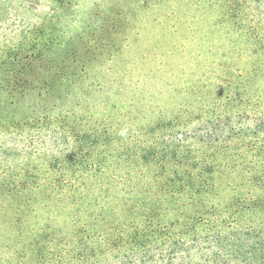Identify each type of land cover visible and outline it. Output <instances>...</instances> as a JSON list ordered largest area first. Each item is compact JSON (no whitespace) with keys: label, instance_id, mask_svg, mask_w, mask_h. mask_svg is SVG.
Here are the masks:
<instances>
[{"label":"trees","instance_id":"1","mask_svg":"<svg viewBox=\"0 0 264 264\" xmlns=\"http://www.w3.org/2000/svg\"><path fill=\"white\" fill-rule=\"evenodd\" d=\"M207 4L262 83L253 139L234 123L240 70L223 69L218 97L186 123H157L160 143L144 148L77 114L75 49L0 27V264H264V0ZM40 136L35 163L18 165ZM38 209L45 224L32 223Z\"/></svg>","mask_w":264,"mask_h":264},{"label":"rangeland","instance_id":"2","mask_svg":"<svg viewBox=\"0 0 264 264\" xmlns=\"http://www.w3.org/2000/svg\"><path fill=\"white\" fill-rule=\"evenodd\" d=\"M207 3L0 0V27L39 29L41 35L61 42V48L75 49V58L84 65L76 71L82 80L76 95L81 105L77 114L97 124H110L114 134L124 130L135 135L144 148L160 143L159 134H148L157 123L169 122L176 113L180 114L178 122L186 123L194 108L217 98L214 89L221 83L223 69L235 79L240 70L245 77L236 80L247 85L241 92V85H233L238 92L236 114L241 115L234 123L253 139L257 116L254 96L262 83L256 82L250 71L242 41H231L230 31L212 25L207 14L216 16L218 12ZM196 90L199 94H194ZM37 140L40 147L24 148L17 156L18 165L28 159L35 163L40 148L48 145L41 143L43 136ZM12 157H5L7 165ZM148 166L143 165L142 171L149 170ZM121 195L113 193L114 198ZM46 214L43 209L36 210L32 223L45 224Z\"/></svg>","mask_w":264,"mask_h":264}]
</instances>
